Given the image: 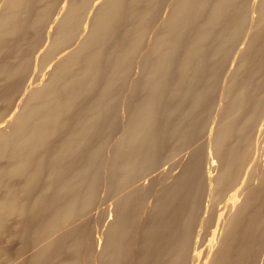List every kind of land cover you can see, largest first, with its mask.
Returning <instances> with one entry per match:
<instances>
[{"label":"bare ground","instance_id":"1","mask_svg":"<svg viewBox=\"0 0 264 264\" xmlns=\"http://www.w3.org/2000/svg\"><path fill=\"white\" fill-rule=\"evenodd\" d=\"M0 264H264V0H0Z\"/></svg>","mask_w":264,"mask_h":264},{"label":"rangeland","instance_id":"2","mask_svg":"<svg viewBox=\"0 0 264 264\" xmlns=\"http://www.w3.org/2000/svg\"><path fill=\"white\" fill-rule=\"evenodd\" d=\"M101 195H103V192H102ZM96 206H99L100 208L98 209L99 211L97 212V215H95L96 217H94V219H93L92 225L94 224L93 228L98 231L97 235L99 234V236H100V235H102L101 232L103 231L105 233V230L107 229L108 219H106L107 217L104 216L106 214L104 212H102L103 211L102 208L104 207V205H102V200L101 199H100V201H98ZM105 219H106V221H105ZM105 222H106V224H105Z\"/></svg>","mask_w":264,"mask_h":264}]
</instances>
